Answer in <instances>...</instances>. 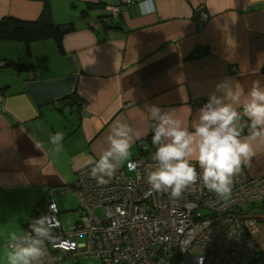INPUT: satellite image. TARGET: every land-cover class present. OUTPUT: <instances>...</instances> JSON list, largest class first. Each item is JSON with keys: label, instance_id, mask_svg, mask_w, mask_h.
<instances>
[{"label": "crops", "instance_id": "crops-1", "mask_svg": "<svg viewBox=\"0 0 264 264\" xmlns=\"http://www.w3.org/2000/svg\"><path fill=\"white\" fill-rule=\"evenodd\" d=\"M45 12L74 29L60 41H32L29 52L23 41L0 39V264H7L11 233L25 231L42 201L74 193L69 186L82 162L109 147L118 122L144 133L133 135L131 159L137 142L153 134L147 105L181 114L189 105L191 121L225 78L245 89L264 82V0H0V22L36 21ZM57 132L59 152L49 142ZM253 143L256 155L244 167L259 178L264 137ZM257 212L256 261L264 264V203Z\"/></svg>", "mask_w": 264, "mask_h": 264}, {"label": "built area", "instance_id": "built-area-1", "mask_svg": "<svg viewBox=\"0 0 264 264\" xmlns=\"http://www.w3.org/2000/svg\"><path fill=\"white\" fill-rule=\"evenodd\" d=\"M111 11L119 13L118 7ZM151 137L137 142L134 156L107 184H98L88 167L76 172L69 189L77 197L80 220L71 229L62 224L56 202L46 198L39 204L25 231L44 214L56 224L53 239L44 245V264L80 258L101 264H256L264 175L254 178L243 167L227 200L202 183L174 199L152 191L146 180L157 167Z\"/></svg>", "mask_w": 264, "mask_h": 264}, {"label": "clouds", "instance_id": "clouds-1", "mask_svg": "<svg viewBox=\"0 0 264 264\" xmlns=\"http://www.w3.org/2000/svg\"><path fill=\"white\" fill-rule=\"evenodd\" d=\"M216 89L191 121L193 109L189 105L184 114L183 109L146 106V114L154 122L152 158L157 163L146 176L152 191L180 199L186 189L202 183L222 199L230 198L234 177L256 155L253 142L264 137V82L253 81L245 89L239 80L225 78ZM245 119L247 123L242 122ZM133 135L139 139L144 133L133 134L128 124L118 122L108 136L109 147L99 158L85 159L81 166L90 168L98 184H107L130 161ZM63 140L60 132L49 138L57 152L62 151ZM37 147L43 149L42 145ZM129 167L134 165L129 163ZM54 227L56 224L44 214L34 218L30 231L11 233L7 264H44V245L53 239Z\"/></svg>", "mask_w": 264, "mask_h": 264}, {"label": "trees", "instance_id": "trees-1", "mask_svg": "<svg viewBox=\"0 0 264 264\" xmlns=\"http://www.w3.org/2000/svg\"><path fill=\"white\" fill-rule=\"evenodd\" d=\"M90 5H87V10L82 12V15L85 16L88 13V9H90ZM112 26H116L112 23ZM74 29L72 23L67 25H59L52 22L48 17V12L43 13V15L37 19L36 21H19L12 18H6L0 22V39H9V40H17L23 41L28 49L30 43L34 40L39 39H54L56 41H60V39L68 33L70 30ZM7 66H11L16 70H28L31 66L23 64L18 61H9L5 63ZM72 99V102H67L65 104H77L80 106L79 101L70 96L65 99ZM68 107V106H67Z\"/></svg>", "mask_w": 264, "mask_h": 264}, {"label": "rangeland", "instance_id": "rangeland-1", "mask_svg": "<svg viewBox=\"0 0 264 264\" xmlns=\"http://www.w3.org/2000/svg\"><path fill=\"white\" fill-rule=\"evenodd\" d=\"M149 139H150V137L146 140H149ZM136 148H137V144H136ZM73 194L74 193L67 192V193H63V194L55 197V199H57L59 201V202H57V205H58L59 210L61 212L60 220L67 230L71 229L72 226L77 221L80 220V214L78 213V208H79L78 202H77L75 195H73ZM263 203L264 202H262L261 204H263ZM258 234H259V231H258ZM258 234H257V236H258ZM80 261H82V264H101V261L99 259H94V258H90V259L81 258ZM255 262L257 264L256 260H255Z\"/></svg>", "mask_w": 264, "mask_h": 264}]
</instances>
